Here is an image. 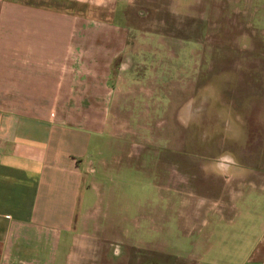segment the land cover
I'll return each mask as SVG.
<instances>
[{"label": "rangeland", "instance_id": "obj_1", "mask_svg": "<svg viewBox=\"0 0 264 264\" xmlns=\"http://www.w3.org/2000/svg\"><path fill=\"white\" fill-rule=\"evenodd\" d=\"M263 3L81 11L128 41L113 62L109 129L86 162L80 242L122 264L245 258L264 229V24L251 17Z\"/></svg>", "mask_w": 264, "mask_h": 264}, {"label": "crops", "instance_id": "obj_2", "mask_svg": "<svg viewBox=\"0 0 264 264\" xmlns=\"http://www.w3.org/2000/svg\"><path fill=\"white\" fill-rule=\"evenodd\" d=\"M133 1L0 0V264H122L78 236L86 162L109 129L113 62L128 35L80 15ZM251 17L264 24V12ZM247 250L213 264H264V229Z\"/></svg>", "mask_w": 264, "mask_h": 264}, {"label": "clouds", "instance_id": "obj_3", "mask_svg": "<svg viewBox=\"0 0 264 264\" xmlns=\"http://www.w3.org/2000/svg\"><path fill=\"white\" fill-rule=\"evenodd\" d=\"M220 159L221 160H229V159H231V157L228 155V154H225V155H222L221 157H220ZM222 166V165H221Z\"/></svg>", "mask_w": 264, "mask_h": 264}]
</instances>
